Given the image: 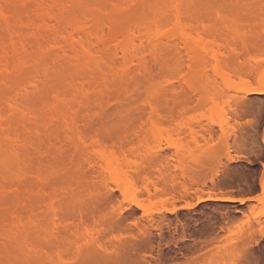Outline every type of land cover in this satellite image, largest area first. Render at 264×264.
<instances>
[{
    "label": "bare ground",
    "instance_id": "1",
    "mask_svg": "<svg viewBox=\"0 0 264 264\" xmlns=\"http://www.w3.org/2000/svg\"><path fill=\"white\" fill-rule=\"evenodd\" d=\"M89 1L0 0V156L1 162L25 169L36 156L47 166L56 162L63 180L80 174L89 181L108 174L111 182L102 200L112 205L117 196L111 186L135 195V182L149 176V169L168 165L175 155L171 158L160 149L136 154L142 161L138 165L136 156V163L129 160L135 152L129 155L127 147L139 136L130 135L125 123L142 110L131 109L141 104L145 94L176 95L182 82L209 83L211 68L236 98L264 96V67L245 60L230 44L227 38L240 35L238 27L224 30L207 24L211 1L107 0L106 5L105 0ZM222 1L264 5V0ZM136 2L142 10L139 16L129 15L125 22L127 13L124 23L114 19ZM258 48L264 49V42ZM183 57L188 70L184 78L183 68L179 70ZM250 70L253 74L247 75ZM168 73L173 76L167 77ZM230 74L240 83L234 84ZM149 107L153 116L162 112L154 102ZM225 112L221 113L226 117ZM109 117L114 118L108 121ZM88 138L95 139L92 149ZM168 147L180 153L175 143ZM36 179V189L29 181L13 186L0 180V264H17L23 257L39 264H60L66 251L70 254L75 247L79 257L84 252L72 222L74 199L49 194L50 177L39 174ZM127 184L133 191L124 189ZM9 191H15V197L8 198ZM57 191L73 189L66 184ZM224 197L231 196L208 193L198 200H248ZM256 197L251 200H259ZM98 244L109 251L107 245ZM95 248H84L85 253Z\"/></svg>",
    "mask_w": 264,
    "mask_h": 264
},
{
    "label": "rangeland",
    "instance_id": "2",
    "mask_svg": "<svg viewBox=\"0 0 264 264\" xmlns=\"http://www.w3.org/2000/svg\"><path fill=\"white\" fill-rule=\"evenodd\" d=\"M202 1L212 3L207 4L211 7L207 24H218L224 30L229 26L238 27L240 35L227 38L230 44L245 60L264 67V49L258 48L264 42V5L254 1L243 4ZM89 2L91 4L92 0ZM128 5L127 10L115 14L114 19L124 23L129 15L134 18L142 13L137 2ZM123 17L126 20L123 21ZM184 57L179 68H183L182 78L188 72L187 57ZM249 74H253V70L248 71ZM171 75L168 73L167 77ZM209 75V83L178 84L176 95L145 94L143 103L131 109L142 108L125 123L130 135L139 136V140L127 147L129 155L135 152L129 160L136 163V154L145 156L147 151L160 149L169 152L171 158L175 155L170 164L149 169V176L135 182V195L129 192L124 195L110 185L114 189L111 192L117 196L112 205L102 200L111 182L108 174L101 176L102 171L101 177L97 175L89 181L80 174L63 180L56 162L47 166L36 156L25 169L1 162L0 156V180L13 186L29 181L30 187L36 189L39 185L36 177L42 174L53 182L49 194L74 199L72 222L79 232V246L83 247L79 249L84 252L79 257L75 247V253L59 251L65 254L60 255L64 257L60 264H261L264 261V199L251 200L256 196L264 197V96L236 98L222 76L214 74L211 68ZM231 76L234 84L240 83ZM151 102L161 109L160 116L152 115ZM217 107L223 108L227 116ZM113 118L109 117L108 121ZM154 123H158L156 128ZM88 140L92 149L95 139ZM170 142L179 146V154L175 147H168ZM141 162L139 159L136 164ZM135 163L130 165H133L130 175ZM29 170L37 173L36 176L25 173ZM66 184L72 186L73 191H57ZM124 189L131 190L128 184ZM14 192L9 191L6 196L15 197ZM20 193L26 197L25 192ZM208 193L248 200L200 203L198 197L206 198ZM173 207L177 209L171 212ZM98 242L107 245L109 251L100 249ZM90 246H96V251L85 253ZM16 263L39 264L24 257L18 258Z\"/></svg>",
    "mask_w": 264,
    "mask_h": 264
},
{
    "label": "snow or ice",
    "instance_id": "3",
    "mask_svg": "<svg viewBox=\"0 0 264 264\" xmlns=\"http://www.w3.org/2000/svg\"><path fill=\"white\" fill-rule=\"evenodd\" d=\"M208 198L211 199L212 197L209 196ZM219 198H220V197H217V199H219ZM252 198H253V199H258V197H252ZM224 199H232V197H224ZM259 199H264V197H260ZM240 202L243 203L244 201L241 200ZM187 207H191V205H187ZM261 264H264V261H262Z\"/></svg>",
    "mask_w": 264,
    "mask_h": 264
}]
</instances>
